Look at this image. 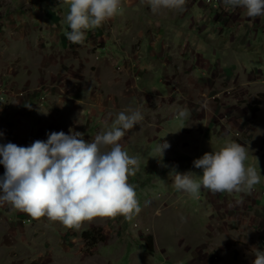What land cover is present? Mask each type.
<instances>
[{"label": "crops", "instance_id": "0c3cea01", "mask_svg": "<svg viewBox=\"0 0 264 264\" xmlns=\"http://www.w3.org/2000/svg\"><path fill=\"white\" fill-rule=\"evenodd\" d=\"M13 1L25 7L37 4L30 25L39 27L36 37H45L42 42L65 43V32L71 31L65 0ZM122 4V15L87 30L85 42L76 49L80 61L94 63L104 69V75H111L112 83L105 80L104 91L109 86L116 91L105 92L104 106L124 98L130 105H123L124 111L139 109L144 116L156 117L162 109L163 116L155 122L165 118L164 124L151 143L162 139L172 143L164 152V178L153 180L165 184V202L170 207L159 215L157 209L146 214L151 219L152 251L145 243L131 261L252 264L255 251H264L260 242L264 237V97L260 99L264 96V17L248 18L243 8L226 9L222 2L216 7L206 0H186L183 12L154 13L147 0H122ZM73 57L67 58L71 64ZM256 100L258 108L251 109ZM33 109L30 115L19 111L21 118H15L33 129L45 114L40 107ZM182 109L188 110V118L179 115ZM228 142L245 146L246 165L260 174V183L250 194L201 187L198 198H193L175 189V172L191 171L200 180L203 170L195 168L193 161ZM4 171L0 164V176ZM6 207L0 205V243L9 228Z\"/></svg>", "mask_w": 264, "mask_h": 264}, {"label": "rangeland", "instance_id": "374dc122", "mask_svg": "<svg viewBox=\"0 0 264 264\" xmlns=\"http://www.w3.org/2000/svg\"><path fill=\"white\" fill-rule=\"evenodd\" d=\"M14 2L0 0V95L9 91L3 95L6 103L0 101V132L3 133L0 144L12 142L27 147L36 140L46 141L51 132L67 134L70 129L82 132L87 142H93L96 135L107 131L116 115L124 111L123 105L128 108L130 105L122 98L116 102L117 106L113 100L104 106L105 92L116 91L115 88L110 90V86L104 91L105 80L112 83L111 75H104V69H97L94 63L80 61L76 48L81 44H74L67 37L65 43L42 42L45 37H36L39 27L30 25L37 4L25 7ZM221 2L214 0L210 4L217 7ZM98 46L92 48V53ZM69 55L74 56L72 64L67 61ZM112 66L119 68L115 60ZM38 107L47 114L38 119L33 129L26 121L20 123L15 118L19 111L30 115L33 108ZM160 110L158 108L156 117L144 116V120L119 141L130 156L139 160V170L129 177V182L136 185L139 214L131 220L122 215L114 219L96 218L74 230L46 216L32 218L7 204L4 215L9 228L1 236L0 264H133L132 254L145 245V237L151 230V219L146 214L155 209L161 213L170 207V203L165 202V184L160 186L153 181L155 177L163 179L166 173L163 168L167 156L156 154L154 149L159 143H151L164 124L165 118L160 123L155 122L163 116ZM110 148L105 146L102 150ZM168 175L167 172L166 177ZM86 231L94 239L86 238ZM218 259L217 255L214 260Z\"/></svg>", "mask_w": 264, "mask_h": 264}, {"label": "clouds", "instance_id": "9594fccd", "mask_svg": "<svg viewBox=\"0 0 264 264\" xmlns=\"http://www.w3.org/2000/svg\"><path fill=\"white\" fill-rule=\"evenodd\" d=\"M65 3L69 5L66 22L71 29L65 35L74 44H83L87 30L123 14L122 0ZM222 3L226 9H245L248 18L264 17V0ZM147 4L154 13L161 9L183 12L186 0H147ZM179 115L188 118L190 113L182 109ZM143 119L139 109L121 111L108 130L96 135L91 143L82 132L70 129L67 134L51 132L46 141L36 140L27 147L12 142L0 144V164L5 169L0 176V205L9 204L35 219L46 216L74 230L96 218L122 215L131 220L141 211L136 185L129 182L139 170V160L130 156L119 141ZM105 146H111L110 150L103 151ZM169 147L163 140L156 151L163 157ZM247 158L245 146L228 142L193 161L195 168L203 170L200 180L191 171L175 172L174 187L193 198H198L201 187L212 192L250 194L260 183V174L246 165ZM156 214H160L159 209ZM254 256L252 264H264V251L257 249Z\"/></svg>", "mask_w": 264, "mask_h": 264}, {"label": "trees", "instance_id": "16d2710c", "mask_svg": "<svg viewBox=\"0 0 264 264\" xmlns=\"http://www.w3.org/2000/svg\"><path fill=\"white\" fill-rule=\"evenodd\" d=\"M263 97H264L263 95H260V99L261 98L263 99ZM259 104H260V101L259 100H256L254 106L250 105V107H251V109H257L258 106H259ZM89 235H91V233L89 231L84 232V236L86 238L88 237L89 239H94V238H91V236H89ZM152 238L153 237L151 235H146V237H145V240H146V248H147L148 251H152V248H151ZM95 244H96V242H94L93 245H95Z\"/></svg>", "mask_w": 264, "mask_h": 264}, {"label": "built area", "instance_id": "2783aa9c", "mask_svg": "<svg viewBox=\"0 0 264 264\" xmlns=\"http://www.w3.org/2000/svg\"><path fill=\"white\" fill-rule=\"evenodd\" d=\"M209 3L213 2L214 0H207ZM217 2V0H216ZM5 92V90H3ZM246 130L242 131V132H237V136H241L243 133H245ZM261 194L264 196V190L261 191ZM261 242L264 244V237L261 239ZM215 259H217V256L214 257Z\"/></svg>", "mask_w": 264, "mask_h": 264}, {"label": "bare ground", "instance_id": "6f19581e", "mask_svg": "<svg viewBox=\"0 0 264 264\" xmlns=\"http://www.w3.org/2000/svg\"><path fill=\"white\" fill-rule=\"evenodd\" d=\"M8 92H9V91H7V90H6V92H5V93H8ZM5 93H4V94H5ZM4 94L2 93V94L0 95V101H1V102H3V103H4V102H5V100H6V98H5V97H3V95H4ZM20 94H21V93H20ZM4 96H5V95H4ZM1 102H0V103H1ZM5 103H6V102H5ZM5 103H4V104H5ZM3 109H4V108H3ZM5 109H6V108H5Z\"/></svg>", "mask_w": 264, "mask_h": 264}]
</instances>
